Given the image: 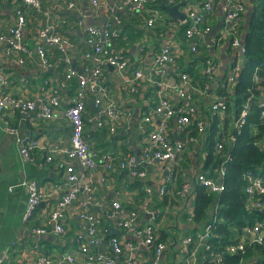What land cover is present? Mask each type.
<instances>
[{"label":"crops","instance_id":"crops-1","mask_svg":"<svg viewBox=\"0 0 264 264\" xmlns=\"http://www.w3.org/2000/svg\"><path fill=\"white\" fill-rule=\"evenodd\" d=\"M69 1L74 2L71 8L67 6ZM184 1H187L186 4L180 7L186 15L184 25L188 23V11L193 9L204 14L205 22L211 27V32L198 41L199 53L192 57L188 50L189 43L179 31L180 26L183 25L178 24L179 22L175 19H170L164 9H159L163 15L162 20L155 26L148 27L146 19L149 16L150 7L137 13H131L123 5L122 0H98L97 5H93L90 0H41L42 10L48 13L47 22L45 15L34 12L22 4L21 0H0V33L5 32L10 25L14 24L17 15L22 12L27 21L24 27V39L32 51L31 56L26 57L24 63L20 64L17 61L18 53L7 54L9 46L0 43V65L8 78V84L4 89L13 95L34 99L44 91L56 88L60 98V106L51 120L36 119L33 114L28 116H22L19 113L0 115V264H35L39 255L59 259L67 254L75 255L77 262H82L76 242L79 232L78 222L74 215L78 209L76 203H73L66 213L63 223L64 235H57L51 231L36 235L32 231V227L42 225L44 218L54 207L58 195L67 190L63 176L64 155L55 153L53 160L47 162L46 152L38 149L32 152L31 159L23 160L18 150L16 137L6 130L5 120H8L9 125L17 128L18 135L21 137L38 139L46 145L68 147L70 125L65 110L72 102L76 80L73 79L64 86L60 84L69 65L78 72H83L95 64L92 57L84 58V52L91 51V46L86 42V28L89 25L102 28L109 23L118 28L120 38L113 41V48L124 52L128 59L126 70L119 72L109 65H104L102 76L109 98L117 106L132 111V116L122 117L114 132L104 133L103 127L96 125V118L106 115L103 110L101 111V107L93 105L90 97L87 99V107L83 113L85 134L91 145L98 147L100 152L117 157L128 152L135 153L136 149H141L142 140H144L143 136L139 141L140 136L155 128L159 123L158 116H155L152 123L142 120L147 113L151 112L159 96L165 94L171 98L174 105L178 103L174 91L156 85L149 74L153 54L163 44L170 45L174 55V62L166 70L165 80L167 82H170L168 78H173L172 81L176 82L184 69H196L198 62L194 61V57L204 53L206 57L214 59L216 76L213 81L209 82L205 93L198 94L199 87L193 83V78L190 76L191 84L195 88V101L199 105V115L202 119L206 121L211 117L208 111L211 101L226 100L225 96L218 93L219 81L231 64L243 63V60L240 51L231 45V39L220 36V30L224 24V15L221 10L222 0H215V7L211 12L203 11L200 0H174L172 4ZM240 1L245 7L239 25V35L242 40L254 0ZM165 2L172 5L168 0ZM49 22L51 26L53 25L52 33L73 42L74 46L67 50V61L63 60L58 49L47 47L49 66L43 67L34 54V47L37 29ZM155 28L159 30L158 34ZM137 69L143 72L144 77L137 82L135 92H127L122 86ZM203 69L204 67H201L200 73L202 74ZM202 100L206 103L202 104ZM234 117V114L226 112L224 117L220 118L221 128L222 126L224 128H222L224 134L220 136L225 138L230 132L232 133ZM225 120H227L226 125H224ZM109 122L107 121V125ZM107 125L104 127L107 128ZM117 129L123 130L120 134L124 135L125 139H114L112 135H115ZM169 132L172 139H182V136L176 133L174 126H171ZM126 143L131 144L133 152L126 147L127 151L122 150ZM204 154L201 147L187 146L179 160L180 176H175L172 182H169L171 163L154 162V160L147 163L149 167L141 165L146 171L143 180L132 178L125 169L106 174L100 164L93 174L94 180L101 174L107 176L105 183L96 186V194L107 201L114 198L119 199L125 208L137 209L141 222L147 217L143 215L144 210L141 207L142 199L147 196L144 189L152 185L154 192L148 197L150 211L157 213V223L161 232L160 240L169 244L163 253L164 259L161 264H184L179 254L178 242L183 235L200 228V225L187 218L192 211L193 190L190 187L188 191L183 192L182 185L186 182L190 184L194 182L196 175L201 172L204 165ZM149 174L152 175L151 178L148 177ZM24 180H35L39 183V189L43 194L33 216L27 223L22 220L28 195L21 184ZM163 181L167 184V192L159 195L155 188ZM106 224L109 223L103 222V225ZM119 237L121 240H133L122 231ZM106 240L107 238L102 239L93 251L106 253L108 251ZM139 251L144 258L145 249L140 247ZM144 264L149 263L144 262Z\"/></svg>","mask_w":264,"mask_h":264},{"label":"built area","instance_id":"built-area-1","mask_svg":"<svg viewBox=\"0 0 264 264\" xmlns=\"http://www.w3.org/2000/svg\"><path fill=\"white\" fill-rule=\"evenodd\" d=\"M93 5L98 4V0H90ZM156 0H122L123 5L131 13H137L150 7L149 16L146 19L148 27L155 26L162 20L163 15L160 10L151 7ZM170 4L174 0H168ZM204 12H211L215 7V0H200ZM22 4L29 7L38 14L45 15L48 22V13L42 10L41 0H21ZM74 2L69 1L67 6L73 7ZM221 10L224 15V24L220 30L222 38H230L231 45L237 48L241 56L245 53V47L239 35V25L244 14L245 7L240 0H222ZM188 23L186 24L184 35L189 43L188 50L190 54L199 53V40L211 32V27L205 22L204 14L190 9L187 13ZM184 25V21H178ZM50 24V25H49ZM44 23L37 29L34 54L39 59L43 67L49 66L47 57V47H54L60 51L63 60L67 61V50L74 44L60 35L52 33L51 23ZM27 25L26 18L22 12L16 17L15 23L10 25L5 32L0 33V43L9 46L7 54L18 53L17 61L23 64L26 57L31 56L27 42L24 39V27ZM202 25L204 27H202ZM178 27V26H177ZM86 42L91 46V51L84 52V58H91L95 62L92 68H87L83 72H78L72 66L65 70L61 86L68 84L71 80H76V87L72 102L65 110V115L70 125V143L68 147L59 145H46L38 139L19 136L17 128L8 124L5 120L6 130L16 137L19 153L23 160L32 158V152L38 149L46 152L45 160H53L55 153L64 155L63 176L64 185L67 190L61 192L56 198L54 207L44 218L42 225L32 227L36 235H42L46 232H53L57 235H64V221L67 211L73 203L77 204V211L74 214L78 222L76 242L78 251L82 257V262L78 263L76 256L67 254L59 259H53L48 255H39L35 264H161L163 263V253L168 248L165 241L161 239L160 227L157 223V213L150 211L148 197L153 194L152 185L147 186L144 191L147 194L142 199L141 207L143 215H147L145 221L141 222L139 211L135 208H125L119 199L105 200L96 194V186L106 182L105 174L99 175L95 180L93 174L100 164L108 172L116 170H127L129 175L135 179L143 180L146 171L141 167L142 162L150 163L153 160L160 162H169L172 167L169 172V182H172L173 169L176 172L179 169V160L185 149L190 145H200V140L190 134V125L194 123L199 133H203L208 125L199 115V110L195 105V88L191 84V77L186 72L179 74V79L175 82L173 78L165 80L166 70L174 62V55L171 46L163 44L160 49L153 54L149 67V74L154 83L164 89H171L176 94L178 103L174 105L170 97L165 94L159 96L157 103L151 112L147 113L142 120L146 123L154 122L155 116L160 118L159 123L152 130L144 134L142 146L140 147L141 162H137L135 153H125L123 155L113 156L109 153L100 152L91 145L85 134L84 111L87 99L90 97L95 107H101L105 117H97L96 125L104 127L108 123L109 132L115 131L116 125L124 116H132V111L121 108L109 98L107 86L104 84L102 76V67L104 65L112 66L119 72L126 70L128 59L124 52L113 48V41L120 35L118 28L111 24L104 25L102 28L89 26L86 28ZM210 45V44H209ZM264 48V45H263ZM242 59V57H241ZM242 63H233L228 67L226 77L221 82L220 87L226 92V100H213L209 104L212 116L223 118L227 112V100L232 96V89L235 82V76L240 71ZM204 74L210 81L215 79L216 64L213 58H208L205 62ZM144 77L143 72L137 69L126 79L122 86L127 92H135L139 80ZM253 83L258 87L260 93L257 98V105L260 107V119L264 121V88L260 86L261 78L257 72L254 73ZM8 84L7 75L0 65V115L8 113L22 116L33 114L36 119L51 120L56 115V109L60 106L59 93L56 88H50L34 99L25 98L8 93L4 89ZM197 89L198 94L207 91ZM252 96H249L242 104L237 117H234L233 130H239L246 122L249 114V107ZM105 118V119H102ZM174 126L176 133L184 134L182 139H172L169 129ZM236 137L234 132H230L226 138L216 142V150L220 151L225 144H233ZM259 148L264 150V134L258 141ZM230 158L226 154L224 161L217 170V176L214 178L204 173H198L194 182L204 186L208 192L219 194L224 190L222 178L226 172V162ZM246 185L247 207L251 210H262L264 208V180L261 175L248 170L244 173ZM27 191V202L22 215L24 223L29 222L36 210L43 194L39 189V183L35 180H24L21 183ZM191 184L186 182L182 185V191L190 189ZM192 188V187H191ZM159 195L167 192V184L164 181L155 188ZM193 221V213L187 217ZM109 224L103 225V222ZM221 221L217 211H210L204 222L197 223L199 229L188 232L183 235L179 243V254L184 264H200V255L210 250L208 241L215 237L214 230L216 224ZM110 226L122 231L131 239L121 240L119 236L111 235ZM263 223L256 220L251 225H244L236 237L235 242L226 247V252L230 254L244 253L245 249L253 244H262L264 239ZM106 240L108 251L106 253H96L93 251L102 239ZM145 249V256L142 257L139 248ZM222 254H213L215 264H222Z\"/></svg>","mask_w":264,"mask_h":264},{"label":"trees","instance_id":"trees-1","mask_svg":"<svg viewBox=\"0 0 264 264\" xmlns=\"http://www.w3.org/2000/svg\"><path fill=\"white\" fill-rule=\"evenodd\" d=\"M152 7L160 10L164 9L160 0H156ZM185 27L186 24L180 26L179 29L180 33L183 34V38H185ZM202 27L204 26L202 25ZM155 31L158 34L159 30L155 28ZM118 38H120V35L115 39ZM242 41L245 47V53L242 56L243 63L240 71L235 76L232 96L227 100V112L237 117L242 104L249 96H252V98L246 122L239 130H232L236 137L234 143L232 146L227 143L222 150H216V142L224 138L220 136L224 132L218 116L208 118V125L202 134L199 133L194 123L189 127L190 134L200 140V145H190L189 147H201L205 152L204 165L201 168L202 173H207L208 176L215 178L217 170L224 161L226 154L230 155V158L226 162V172L222 178L224 190L221 193L213 194L208 192L204 186L198 185L195 182L191 184L194 195L192 203L194 222H204L210 211H217L221 219L216 224L214 230L215 237L208 241L210 250L200 255V264H215L213 261V254L215 253L222 254V264H264V239L262 244L256 243L248 246L244 253L230 254L226 252V247L235 242L244 225H251L256 220H259L263 223L264 228V212L262 210H251L247 207L246 193L244 191L247 182L244 178L246 171L251 170L261 175L264 180V150H261L258 145V141L264 134V121L262 122L260 119V107L257 105L260 91L252 81L254 73L257 72L261 78L259 85L264 88V0H254L248 17L246 32L242 35ZM190 55V57L194 56ZM208 58L204 53L194 57V61L198 62L197 68L183 70V72L188 73L193 78V83L198 85L200 90H205L206 85L210 82L204 72V75L200 73L201 67L205 68V62ZM225 77L226 72L219 81L220 85ZM218 89V93L221 96L226 95V92L220 86ZM205 103L206 101L202 100V104ZM195 105L199 110V105L196 101ZM209 107L208 105L210 115L211 111ZM226 124L227 120L224 121V125ZM102 129L104 133H109L108 128L103 127ZM120 132H123V130H116L115 135H112L114 139H125L124 135L120 134ZM184 134H180L182 138L185 137ZM143 136V134L140 136L139 141ZM125 147L128 150L130 149V152H133L131 144L126 143L122 147L124 152L127 151ZM175 169H173L174 177L179 175V172H176Z\"/></svg>","mask_w":264,"mask_h":264},{"label":"water","instance_id":"water-1","mask_svg":"<svg viewBox=\"0 0 264 264\" xmlns=\"http://www.w3.org/2000/svg\"><path fill=\"white\" fill-rule=\"evenodd\" d=\"M186 2L187 1L178 2V3H175V4L169 5V4H166L165 0H162L161 4H162V7L166 10V12L168 14V17L170 19H175L177 21H184L185 18H186V15H185V13L183 11L180 10V7L185 5ZM89 26H93V25H89ZM242 43H243V41H242ZM110 67L113 68L112 66H110ZM230 146H232V144H230ZM135 151H136L135 152V156H136L137 162H141V159H140V152L141 151H140V149H136ZM157 161L158 160H154V162H157ZM142 165L146 166V167H149L148 164L145 163V162H142ZM262 211L264 212V208L262 209ZM110 228H111V231H110L111 235L121 236V231L119 229L114 228L112 226H110ZM263 234H264V232H263Z\"/></svg>","mask_w":264,"mask_h":264},{"label":"rangeland","instance_id":"rangeland-1","mask_svg":"<svg viewBox=\"0 0 264 264\" xmlns=\"http://www.w3.org/2000/svg\"><path fill=\"white\" fill-rule=\"evenodd\" d=\"M97 148H98V147H97ZM177 176H178V175H177ZM148 177H149V178H151V177H152V175H150V174H149V175H148Z\"/></svg>","mask_w":264,"mask_h":264}]
</instances>
